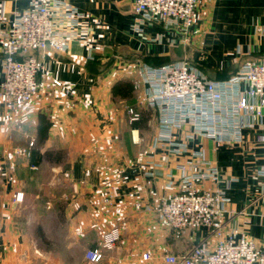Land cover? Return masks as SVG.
I'll list each match as a JSON object with an SVG mask.
<instances>
[{
	"label": "crops",
	"instance_id": "obj_1",
	"mask_svg": "<svg viewBox=\"0 0 264 264\" xmlns=\"http://www.w3.org/2000/svg\"><path fill=\"white\" fill-rule=\"evenodd\" d=\"M64 1L85 15L77 37L66 53L49 49L36 54L62 86L49 84L47 94L32 110L0 102V264H29L28 226L30 217L44 206V192L51 193L54 203L64 200L61 217L73 264H90L86 251L99 247L113 227L120 229V241L97 264H166L165 255H182L207 231L175 234L158 214L137 211L135 201L128 198L133 192L135 200L147 206L155 197L176 192V179L146 178L143 171L148 161L163 162L165 170L177 176L176 165L188 157L152 150L156 114L138 106L145 94L141 67L152 66L143 58H169L170 64L187 61L211 80L216 79L209 69L239 70L242 60L259 59L264 52V0H203L199 33L217 29L232 46L214 57L204 53L196 37L139 23L131 0ZM29 8L30 0H0V34L8 31L16 13ZM95 45L102 46L94 54L101 56L100 62L89 58ZM240 52L248 55L242 57ZM2 57L0 53V76ZM129 107L141 111V120L129 122ZM41 116L50 123L44 140L38 133ZM185 134L176 132L177 140L191 152L202 151L220 171L222 182L206 180L197 187L217 189L230 199L228 209L234 214L224 217L225 233L238 231L237 236L244 233L263 240L264 176L259 173L264 172V131H244L241 143L187 139ZM30 143H34L30 155L35 148L42 154L61 152L62 161L32 165L30 155L16 154ZM33 190L39 193L32 195ZM18 192L24 193L22 204L13 201ZM107 197L111 205L105 202ZM144 254L151 260L144 261Z\"/></svg>",
	"mask_w": 264,
	"mask_h": 264
},
{
	"label": "built area",
	"instance_id": "obj_2",
	"mask_svg": "<svg viewBox=\"0 0 264 264\" xmlns=\"http://www.w3.org/2000/svg\"><path fill=\"white\" fill-rule=\"evenodd\" d=\"M136 20L141 24L178 29L183 34L202 19L203 0H131ZM85 19L84 13L64 0H30V8L16 13L8 31L0 34L2 74L0 102L7 107L28 110L47 94L48 85L61 87L45 63L36 54L51 49L66 53L77 37V30ZM137 30H140L137 28ZM102 50L101 45L90 49L89 58ZM242 57L248 54L240 52ZM144 99L139 107L156 114L157 135L153 151L164 149L167 155L187 154V160L177 164V176L165 170L163 162L148 161L143 171L146 178L165 177L178 182L176 192L153 199L143 206L129 193L137 211L158 214L175 234L186 230L206 235L182 255H165L166 264H264V239L256 241L238 231L225 233L230 199L221 191L197 187L198 182H222L218 167L202 151H189L185 142H179L176 132L186 131L187 139H208L217 143H241L246 130L264 131V57L245 62L238 72L226 80H211L193 64L181 61L160 67L142 65ZM129 122L141 120L142 113L127 108ZM263 143L264 159V135ZM28 149H17L19 156H29ZM141 165V160H137ZM36 169V167H34ZM264 176V172L259 173ZM24 193L13 195L17 204L24 202ZM108 205L111 198H105ZM49 202L47 206H49ZM50 208V207H49ZM121 238L120 229L113 227L102 238L101 245L89 249L85 259L90 264L100 263L104 253L116 247ZM214 241V242H213ZM144 261L151 260L148 254Z\"/></svg>",
	"mask_w": 264,
	"mask_h": 264
},
{
	"label": "rangeland",
	"instance_id": "obj_3",
	"mask_svg": "<svg viewBox=\"0 0 264 264\" xmlns=\"http://www.w3.org/2000/svg\"><path fill=\"white\" fill-rule=\"evenodd\" d=\"M198 25L199 22L188 34H186V36L193 40L196 37L197 44L202 48L205 54L208 53L209 56L214 57L218 55V53H221L222 49L226 51L232 49L228 36L224 35L222 31L208 29L199 33ZM37 193H39V191L36 192L33 190L31 194L34 195ZM42 194L44 196V206L38 207V212H36L35 217H30L31 223L28 226V234H30L31 238V241H29V248L32 247L28 252V262L29 264H73L75 262L72 261V257L67 253V227L61 217L64 209L63 206H65L63 204L64 200L54 203V201L52 202L50 199L51 193L44 192ZM48 202H51L49 206H47ZM30 211L31 210H29V212ZM32 213L33 211L30 214ZM79 259L80 257L78 255L76 261Z\"/></svg>",
	"mask_w": 264,
	"mask_h": 264
},
{
	"label": "trees",
	"instance_id": "obj_4",
	"mask_svg": "<svg viewBox=\"0 0 264 264\" xmlns=\"http://www.w3.org/2000/svg\"><path fill=\"white\" fill-rule=\"evenodd\" d=\"M258 56H261L260 58L264 57V52L258 54ZM94 59L96 62H100L101 56L95 55ZM144 61L146 63L151 64L154 67H160L166 64H170L169 58H162L159 56H145ZM255 60V59H249L245 58V60H242L240 63V66L243 65L245 62ZM110 63L107 64L106 67H108ZM205 71L207 69L203 68ZM211 72V75L213 74V78L216 80H226L235 75L238 72V68L235 70L234 68H226L223 70H216V69H209ZM50 126V123L45 119L44 116H41L39 119V127H38V133L41 140H44L47 136L46 132ZM30 163L32 165L38 166L40 163L44 161L48 162H61L63 158V154L61 152H47L45 154H42L40 150L37 148L33 149L30 155Z\"/></svg>",
	"mask_w": 264,
	"mask_h": 264
}]
</instances>
